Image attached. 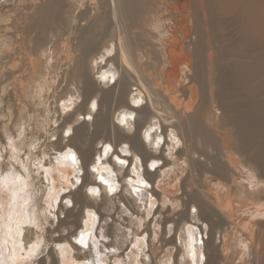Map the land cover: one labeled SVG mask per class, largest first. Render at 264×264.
<instances>
[{"label": "bare ground", "instance_id": "obj_1", "mask_svg": "<svg viewBox=\"0 0 264 264\" xmlns=\"http://www.w3.org/2000/svg\"><path fill=\"white\" fill-rule=\"evenodd\" d=\"M3 2L0 19L8 30L0 38V53L6 48L11 52L7 62L0 59V73L5 77H0V91L5 84L2 99L11 121L6 125L11 132L8 144L18 152L11 157L24 158L19 154L26 143L38 148L36 140L42 135L27 137L32 124L38 129L52 125L47 131L55 142L33 160L42 175L40 190L46 192L48 207L61 196L71 199L75 207L65 203L61 207L66 215L58 227L74 224L58 238L53 234L59 229L50 232L60 242L55 246L61 247L58 258L55 251L48 252L49 264H192L189 223L200 229L194 233V246L206 257L202 264H242L245 252L250 259L244 258V263L264 264V0ZM161 18L168 21L166 43L159 32V43L149 40L148 34ZM215 19L223 26L220 37L217 28L213 31ZM51 31L57 37L53 44L54 40H48ZM227 41L241 44L243 52L215 53L223 54ZM59 46L65 58L58 56ZM238 57L248 60L229 62ZM64 82L66 86L58 91ZM45 96L55 100L47 105ZM28 97L38 99L44 112L38 115L28 108L27 119ZM69 99L72 104L67 103ZM93 100L95 112L90 108ZM216 106L222 114L215 111ZM65 107L72 111L65 113ZM70 124L74 125L72 135L66 137ZM157 138H163L159 146ZM104 145L112 148L107 156ZM67 147L78 155L75 169L62 155ZM52 148L57 152H51ZM117 157L127 163L121 165ZM23 161L24 169L14 166V161L5 169L0 162V264H17L22 254L21 264H34L46 237V206L37 190L30 188L35 184L33 167L29 160ZM152 161L157 162L155 170L150 169ZM56 163L65 180L53 174ZM77 179L81 183L75 186ZM139 180L148 187L138 185ZM89 188L98 194H91ZM155 197L161 202L158 212L167 209L164 228L160 218L150 219ZM166 201L171 202L168 208ZM193 205L200 209L196 217L189 211ZM117 214L130 222L120 223ZM97 220L105 224L94 230ZM146 229L150 236L141 240ZM214 229L220 231V244ZM172 230L173 235L163 237ZM81 231L91 233L86 235L87 247L78 243ZM232 231H236L235 243L228 236ZM158 233L165 245H177V252L170 250L166 259L159 252L165 245ZM66 240L71 247L62 243ZM139 241L149 245V254L136 248ZM128 242L135 247L125 248ZM39 264H46L45 259Z\"/></svg>", "mask_w": 264, "mask_h": 264}, {"label": "rangeland", "instance_id": "obj_2", "mask_svg": "<svg viewBox=\"0 0 264 264\" xmlns=\"http://www.w3.org/2000/svg\"><path fill=\"white\" fill-rule=\"evenodd\" d=\"M2 1V2H1ZM3 1H5V0H0V9H2L3 8V5H4V2ZM68 1H70V0H68ZM89 1H94V0H89ZM97 1V0H96ZM100 2V1H99ZM3 4V5H2ZM101 6H103V4H101ZM83 7V6H82ZM2 13V12H1ZM0 13V14H1ZM73 14V13H72ZM162 14V13H161ZM174 18V17H173ZM1 20V19H0ZM68 22H71V14H70V16H68ZM2 22H0V38L1 39H4L6 36H7V33H6V31L8 30L7 29V27H5L4 25H5V22H4V24H1V23H3V20H1ZM173 21H174V19H170V21L169 22H171V23H173ZM217 22V23H216ZM167 23H168V21H166V20H164L163 18H161L160 19V21H159V24H158V26L156 27V29H153L152 30V32L150 33V34H148L149 35V37L151 38V39H149V37H147L149 40H152V39H154V40H157V41H154V42H160L161 41V37L160 36H158V34L159 33H162L163 34V36L165 37V39H163V41L166 43V37H167V32H166V25H167ZM219 24V25H218ZM221 25V26H220ZM4 26V27H3ZM218 26V27H217ZM178 27V26H177ZM220 27H221V30H223V26H222V24H221V22L220 21H217V19H215V27H214V29H213V31L215 30V28H217L218 30H220ZM5 28V29H4ZM216 29V32H218V33H220L221 32V30L220 31H218ZM6 30V31H5ZM155 30V31H154ZM3 31V32H2ZM159 32V33H158ZM215 32V31H214ZM213 32V33H214ZM166 35V36H165ZM216 35V37H217V33L215 34ZM222 35V32L218 35L219 37ZM48 40L51 38L52 40H54V41H51L52 42V44L56 41V39H57V37H53V32L51 31L49 34H48ZM155 36V37H154ZM181 36L183 37V35L181 34ZM218 38V37H217ZM160 39V40H159ZM230 40H231V38H229ZM185 41V40H184ZM186 41H187V39H186ZM185 41V42H186ZM227 48L225 47L224 49V51H223V49H222V52H224L223 54L222 53H220V51H217V52H215V50H214V52L215 53H219V54H221L222 56L224 55V56H227L226 55V53H227V51L228 52H230V54L231 55H234V54H232V53H236V51L238 52H241L242 51V49H241V44H237V43H235V44H232V41H227ZM226 46V45H225ZM9 48H6V51H4V52H2V54L0 53V59L3 61V62H7V60H9L10 59V57H8L7 58V55H10V52H11V50H8ZM8 50V51H7ZM221 50V49H220ZM18 52L19 51H17V56H22V58H23V55L22 54H20L19 53V55H18ZM243 52V51H242ZM228 54V53H227ZM66 55V53H65V51H64V48L62 47V46H59L58 47V56L59 57H61V58H65L64 56ZM80 55V51L77 53V56H79ZM144 55V61H146L147 60V57H146V55L145 54H143ZM235 55H238V54H235ZM242 55V54H241ZM242 58V57H241ZM243 58H244V60H243ZM242 59H240L239 57L238 58H234V60L236 59V61H229L231 64L233 63H236V64H238V62H237V60H239V61H245V59H247L248 60V58L247 57H243ZM246 60V61H247ZM22 61H24V58L22 59ZM67 62V59L65 60L64 59V61L62 60V65H63V68L65 69V68H67L68 67V65H64V63H66ZM20 63V62H19ZM23 63H20V67H21V65H22ZM71 65H72V67L75 65V58L73 59V61L71 62ZM2 76V73H0V77ZM96 76H97V74H96ZM2 79H5V77L4 76H2ZM2 81H4V80H2ZM13 81V80H12ZM9 82H11V81H9ZM8 82V84H10ZM66 86V82H64V84L60 87V89H58V91H61L64 87ZM69 86H71V84L70 85H68V87ZM3 87H5V84H2V86H1V91H0V93H2V95L4 96H2L1 94H0V158H1V160H0V162L4 165L3 167L5 168V169H7V168H9L10 166H8V164L9 163H11V162H13L14 161V166H17L18 165V167L19 168H22V166H23V164H25V162L23 161L24 159H26V160H29V162L30 163H28V165L29 166H31V168L33 167V169H34V174H31V179H33L34 181H35V184L34 185H32V186H30V188L31 189H36L37 190V192H38V195H39V198H40V200H41V203H43V205L44 206H46V219L48 220V221H46V223L44 224L45 225V229H44V232H45V234H46V237H45V240H44V242H43V250L41 251V253H40V255L36 258L37 259V261L35 262L36 264H39V261L40 260H42V259H45V261H46V264H49V258H48V252H50V251H55V253H56V256H57V258H58V256H59V254H58V252H57V247L55 246L56 244H59L60 242H55L54 240H53V238H51V236L49 235L50 234V232L52 231V230H58L57 232H55V234H53L54 235V238H58L60 235H64V234H67L68 233V229H70L71 227H72V225L74 224V223H72V224H69V227L68 228H60V227H58L59 226V222H60V219H62V218H65V215H66V213L65 212H61V207H62V205H63V203H65L64 201H66V200H68V198H66L65 200H62V196H61V199H59L58 201H53V202H50V204H51V207H48L49 206V204L46 202V200L44 199V194L46 193H41V190H40V188H41V184H42V180H41V177H42V175H40V174H38V172H37V169H36V165H35V163H37L36 161H33V160H36V159H34V158H36V156H37V152H39V151H41V150H44V149H46L47 148V146H48V144H50V142H55L54 140H52L53 139V137L52 138H50V136H51V132H49L50 130V128H51V126L52 125H48L47 127L45 126V127H39V129L38 128H35L36 126H33V124L30 126V125H28V127H29V130H28V136L27 137H32V136H39L40 134L42 135L41 136V139H39V138H37V140H36V142L38 143L39 141V145H37V143H36V146L35 147H38V148H35V149H33V146H31L30 147V144H29V146H27V143L25 144V146H26V148L25 147H23L24 149H21V151H20V154L19 155H22L23 154V156H24V158L22 157V156H19L17 159H13V157H11L13 154L15 155V153L17 152H15L14 150L15 149H17V148H12L9 144H8V142L10 143V139H9V141H8V137H9V135H11V132H7V130H6V125H9L10 123H11V121L8 119L9 118V109L7 108V103L5 102V100L4 99H2V98H5V96H6V92L5 91H3ZM11 87H12V85H11ZM10 87V88H11ZM174 89L176 88V86H174L173 87ZM3 91V92H2ZM47 94V93H46ZM47 99H48V97L47 96H45ZM32 97H28L27 99H26V102L25 103H27L26 104V106L27 105H29V106H27V109L24 111V116L28 119V117H29V115H30V113H28V111H30V110H35L33 113H36V114H40V113H43L44 112V106H43V104H41L40 103V101H38V99H35L36 100V102H35V100L34 99H31ZM2 99V100H1ZM31 99V100H30ZM45 99L44 98V100L45 101H47L46 102V104L47 105H49V102L51 103V102H53V100H55V98L54 97H51L50 99ZM29 100V101H28ZM28 101V102H27ZM31 101V102H30ZM34 102V103H33ZM38 102H39V104H38ZM36 103V104H35ZM36 105V106H35ZM38 105H39V107H38ZM43 106V108H42V106ZM214 105H215V103H214ZM217 105V104H216ZM53 106H54V104H53ZM37 107V108H36ZM30 110H29V109ZM40 108V109H39ZM216 109H215V111L218 113V114H222V109H220L218 106H216L215 107ZM217 108H218V110H217ZM39 109V111H37ZM28 110V111H27ZM43 111V112H42ZM31 112V111H30ZM38 114V115H39ZM28 116V117H27ZM169 118V116L168 115H166L165 116V118ZM7 121V122H6ZM10 122V123H9ZM53 122V121H52ZM5 123V124H4ZM7 123H9V124H7ZM34 128V129H33ZM45 128V129H44ZM47 128H48V130L49 131H47ZM31 131H33V132H31ZM38 132V133H36V132ZM35 132V133H34ZM43 132H47L44 136H43ZM30 133H32V134H30ZM26 134V135H27ZM37 134H39V135H37ZM28 139V138H27ZM35 139H36V137H35ZM40 145H41V147H40ZM99 146H102V144H99ZM31 148L33 149L31 152L32 153H30V154H26V151H28L29 149L31 150ZM14 149V150H13ZM13 150V151H12ZM25 151V152H24ZM50 151L51 152H53V153H56L57 151L54 149V148H52V149H50ZM14 152V153H13ZM24 152V153H23ZM11 153H13L12 155H11ZM18 153V152H17ZM22 153V154H21ZM34 153V154H33ZM32 154V156H30ZM27 156V157H26ZM28 156H30V157H28ZM34 156V157H33ZM12 158V159H11ZM19 158H22V161H21V159H19ZM33 158V159H32ZM21 161V162H19V161ZM32 161V162H31ZM34 162V163H33ZM15 163H16V165H15ZM22 166H21V165ZM27 164V163H26ZM34 164V165H33ZM57 164V163H56ZM7 165V166H6ZM45 165V164H44ZM59 164H57L56 165V168H55V170H53V174L56 176H59V177H61L62 178V172H61V170H59L58 169V166ZM21 166V167H20ZM61 166V165H60ZM17 167V168H18ZM46 167H47V164H46ZM64 170H65V166H63L62 167ZM22 169H24V168H22ZM179 170V169H178ZM187 174V173H186ZM185 174V175H186ZM34 175V176H33ZM41 176V177H40ZM212 177V180H217V178L215 177V176H211ZM62 180H65L64 178H62ZM44 182H45V180H44ZM246 182V181H245ZM39 190H40V192H39ZM63 194H68V190L67 191H63V193H62V195ZM154 210H153V213L150 215V219H156L157 220V218H160V220H161V228H164V223H165V220H164V218H165V212L164 211H166L167 209H164V208H160V209H162V213L161 212H158V210H159V206H160V204H161V202L159 201V199L157 198V197H155L154 198ZM170 201H172V200H170ZM169 201V202H170ZM171 205V202L170 203H167V206H166V208H168L169 206ZM74 206H73V204H72V206L70 207L71 209L73 208ZM74 209H75V207H74ZM76 210H78V209H76ZM121 210V209H120ZM143 211H145L144 210V208H143V210H142V212ZM170 212H172V211H170ZM170 212H168V214L169 215H171L170 214ZM156 216V217H155ZM145 217H148V214L145 216ZM154 217V218H153ZM116 218L117 219H119L120 220V223L121 222H123V218H120L119 217V214H117V216H116ZM101 219V217H99V219L98 220H100ZM97 220V221H98ZM112 220H111V218L109 219V222H111ZM125 223H129L130 221L129 220H126V221H124ZM123 222V223H124ZM105 224V221H102L100 224H99V221L98 222H96L93 226H94V230L97 228V227H100L101 225H104ZM171 225H173V224H171ZM193 227H195L194 225H193ZM144 228H147V225H145L144 226ZM227 229V228H226ZM163 231H164V229H162ZM217 231L219 232V233H217ZM227 231V230H226ZM112 234H114V231L112 232ZM174 234V230H172L171 232H170V234L167 236H164L163 235V237H167V238H169V236L170 235H173ZM214 234L216 235L217 234V238H219L220 237V231L218 230V229H214ZM228 234V233H227ZM94 235H95V233H94ZM139 236V235H138ZM142 238H141V237ZM139 236V239L141 238V240H145V239H147V238H149L148 236H150V234H149V230L148 229H146L143 233H142V235H140ZM144 236V237H143ZM219 236V237H218ZM229 238H230V240L233 242V243H235L236 242V239H235V237H236V231H232V232H230L229 233ZM132 237V236H131ZM163 237H162V235H160L159 233H158V238H159V240H160V238L162 239V241H161V245H165V243H166V241H164L163 242V240L165 239H163ZM51 238V239H50ZM101 238V237H100ZM108 241L110 240V238L109 239H107ZM162 242H163V244H162ZM231 242V243H232ZM62 243H64V244H66V245H68V246H70L71 247V243H70V240H66V241H63ZM217 243L218 244H220L221 242H220V238L218 239V241H217ZM126 244V243H125ZM124 244V247L125 248H133V243L132 242H128V245L126 244L125 245ZM178 246H180V242H178ZM164 247V248H163ZM136 248L138 249V250H141V251H143V252H146L147 254H149V245L147 244V243H144V242H142V241H139L138 242V245L136 246ZM235 252H240V249L236 246V245H233L232 247H231ZM161 250H164V253L161 251ZM161 250H159V252L161 253V256H163V259H166V253H168L170 250H173L172 251V253L174 254V253H176L177 252V245L176 244H167V245H165V246H162V249ZM23 252H25V251H23ZM243 252H245V251H243ZM248 254V253H247ZM246 254V252L244 253V255H241V256H243V262L241 261V260H237L239 263H240V261L242 262V264H249V263H244V258H246V260L247 261H249V259H250V257L248 256ZM236 255V254H235ZM249 257V258H248ZM22 260H24V255L22 254L21 256H20V258L17 260V264H21V262H22ZM80 261L81 259H76V261ZM232 261V260H231ZM230 260H229V262H231ZM34 263V264H35ZM160 264H161V262H160Z\"/></svg>", "mask_w": 264, "mask_h": 264}, {"label": "snow or ice", "instance_id": "obj_3", "mask_svg": "<svg viewBox=\"0 0 264 264\" xmlns=\"http://www.w3.org/2000/svg\"><path fill=\"white\" fill-rule=\"evenodd\" d=\"M101 79H104L105 80V79H107V77L105 76V77H102ZM114 82H115V76H113V83ZM67 103L68 104H72L73 101L71 99H69L67 101ZM134 103H138V102H134ZM90 108H91V111L92 112H95V110L97 108V102L95 100L91 101ZM70 111H72V109H70L68 107H65V113H68ZM83 119H84V117L81 116L80 117V120H83ZM87 119L88 120H91L92 119V115H88L87 116ZM121 123H123V121H121ZM73 127H74V125L70 124L68 126V128L65 130L64 135L66 137H69V136L72 135ZM145 135L147 136V133H145ZM53 139H55V137H53ZM162 139L163 138H157V140H156L157 146H159L161 144ZM175 143L177 145H179L180 141L178 139H176L175 140ZM111 150H112L111 145H104L103 146V152H104V155L105 156H107L108 153ZM62 155H63V157H64L65 160H68V159L71 160L73 169H75L78 166V164H79L78 155H77L76 151L72 147H67L66 150L63 151ZM116 159L118 160V162L121 165H124V164L127 163V161L122 160V159H119V157H117ZM98 160H99V158H98ZM156 167H157V162L156 161H152L151 164H150V169L151 170H155ZM133 168H135V166H133ZM93 170L95 171L96 169L94 168ZM100 180L105 185L108 186V188H109L110 191H114L113 186L103 176H100ZM80 183H81V181L79 179H77L75 186H78ZM137 184L138 185H144V187H148L147 183L145 181H143V180L137 181ZM88 191L91 194H93V195L98 194V190H96L95 188H89ZM64 202H65V204H66L67 207H71L72 206V203H73L71 201V199H68V200H66ZM167 203H170V202L169 201H166V204ZM178 206H179L178 203L175 204V205H173V207H178ZM189 211H190V213L192 214L193 217L198 216L199 213H200V209L197 206H195V205L191 206L189 208ZM149 214L151 215V213H149ZM89 215H94V214L90 212ZM84 223L87 224L88 221H84ZM168 227L171 229L172 228V225H169ZM205 227H206V225H205ZM187 230H188V255L192 259V264H202L203 261H206V257L203 255V253H202L201 250L198 251L197 248L194 246L197 243L195 241V239H194V233H196L197 231H200V229L193 227V225L191 223H189L187 225ZM86 235L90 236L91 233L89 232V233L86 234L84 231H81L79 233V237H78V243H79V245L84 246V247H87L88 246L87 245V241H86ZM199 243L200 244L203 243V236L202 235H201V239H200ZM60 247H61V245H57V248H60ZM64 247H66V245ZM133 247H135V245H133ZM113 251H115V249H113ZM73 264H75V261H73Z\"/></svg>", "mask_w": 264, "mask_h": 264}]
</instances>
